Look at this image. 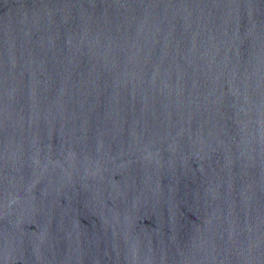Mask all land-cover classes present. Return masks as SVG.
Instances as JSON below:
<instances>
[{
  "label": "water",
  "instance_id": "obj_1",
  "mask_svg": "<svg viewBox=\"0 0 264 264\" xmlns=\"http://www.w3.org/2000/svg\"><path fill=\"white\" fill-rule=\"evenodd\" d=\"M0 264H264V0H0Z\"/></svg>",
  "mask_w": 264,
  "mask_h": 264
}]
</instances>
